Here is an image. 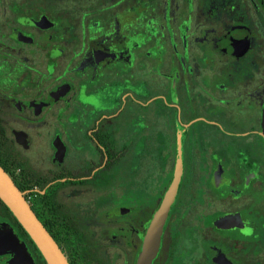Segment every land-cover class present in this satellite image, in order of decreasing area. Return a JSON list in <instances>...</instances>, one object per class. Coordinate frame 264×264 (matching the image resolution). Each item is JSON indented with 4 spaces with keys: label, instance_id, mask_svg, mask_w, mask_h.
<instances>
[{
    "label": "flooded vegetation",
    "instance_id": "obj_1",
    "mask_svg": "<svg viewBox=\"0 0 264 264\" xmlns=\"http://www.w3.org/2000/svg\"><path fill=\"white\" fill-rule=\"evenodd\" d=\"M179 147L146 264H264V0H0V165L70 264H139Z\"/></svg>",
    "mask_w": 264,
    "mask_h": 264
},
{
    "label": "water",
    "instance_id": "obj_2",
    "mask_svg": "<svg viewBox=\"0 0 264 264\" xmlns=\"http://www.w3.org/2000/svg\"><path fill=\"white\" fill-rule=\"evenodd\" d=\"M179 159L175 174L174 182L165 197L164 202L159 208L153 224L148 234V243L144 253L140 258L139 264H146L152 260L160 241L159 231L167 219L171 205L175 199L179 182L182 174V151L179 147ZM0 199L11 210L20 224L30 235L32 241L40 250L48 264H70L59 248L56 241L50 235L45 226L37 218L31 206L27 202L24 194L16 186L12 178L0 165ZM9 237V236H8ZM6 237L2 245L10 247L14 255V264H34L33 258L23 242H20L17 236H13L15 240L10 241V237ZM157 245V248H156Z\"/></svg>",
    "mask_w": 264,
    "mask_h": 264
}]
</instances>
